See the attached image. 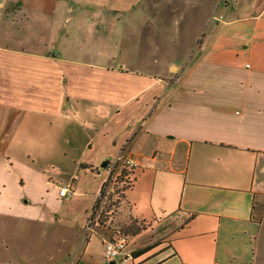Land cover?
<instances>
[{"label":"crops","instance_id":"0c3cea01","mask_svg":"<svg viewBox=\"0 0 264 264\" xmlns=\"http://www.w3.org/2000/svg\"><path fill=\"white\" fill-rule=\"evenodd\" d=\"M103 16L140 32L135 59L67 46ZM35 145L61 179L19 154ZM121 153L135 181L117 234L85 232ZM0 218L47 226L55 264H109L104 241L133 220L119 264H264V0H0Z\"/></svg>","mask_w":264,"mask_h":264},{"label":"rangeland","instance_id":"374dc122","mask_svg":"<svg viewBox=\"0 0 264 264\" xmlns=\"http://www.w3.org/2000/svg\"><path fill=\"white\" fill-rule=\"evenodd\" d=\"M101 18L103 23L106 24L104 27L105 29L92 25V28L89 29V31H85L81 34L79 47L75 45L73 46V42L68 41L67 46L70 50L74 51L75 55L87 59H90L94 55L100 57L104 55L106 51H114L117 59L120 61H125L127 58L132 60L135 59L137 52L140 50L137 48L138 41H140V32L135 33L132 32V30L121 28L117 30V35L115 36L112 25L114 21L113 19L116 17L103 16ZM163 18H166L165 20L169 18L170 20L168 24L165 25L163 39L167 43L169 42V49H173L172 45L181 41L180 33L178 34L174 30L175 27L172 26L173 17ZM159 35L160 33L158 32H155V34L150 32L148 40L155 41ZM187 41H189V38L186 39V42ZM114 46L115 48H113ZM19 154L27 158L28 162L31 164L33 162L35 166L39 164L38 166L42 165L41 167H44V163L50 164L52 162V169L48 167L46 172L56 179L62 178V176H56L53 173V169L54 167L57 169V166L63 168L64 163L60 162V157L57 155H50L48 157L49 159L45 158L46 151L43 145H35L30 149H24V152L21 151ZM26 155H30L31 157H26ZM32 158H35L38 163L32 161ZM46 159L49 161L47 162ZM105 217H108V215L104 214L102 216L103 219ZM115 227L117 228L116 225H111L109 228H101L100 232L111 237L112 235L117 234L116 230L118 229ZM48 231L47 226L43 224L23 221L19 222L16 220L5 221L0 218V264H55V259L51 261L49 257L56 255L57 250L60 252L64 251L66 245L61 242V239H47L48 237L46 236V233L48 234ZM83 240H85V238ZM30 254H36V256L32 257L34 262H31L28 259ZM116 264L119 263L117 262Z\"/></svg>","mask_w":264,"mask_h":264},{"label":"built area","instance_id":"2783aa9c","mask_svg":"<svg viewBox=\"0 0 264 264\" xmlns=\"http://www.w3.org/2000/svg\"><path fill=\"white\" fill-rule=\"evenodd\" d=\"M104 168L106 174L98 194L97 207L86 224L85 232L92 224H98L102 214L109 215L113 211L117 201L122 198L135 181L133 175L135 163L132 159L125 157L123 153L118 155L114 160L106 162ZM70 194L71 192L68 187L61 186L58 188V195L60 197H68ZM126 242L127 237L121 234L115 239L104 241V258L107 261H115V263H124L131 260V255L125 253Z\"/></svg>","mask_w":264,"mask_h":264},{"label":"trees","instance_id":"16d2710c","mask_svg":"<svg viewBox=\"0 0 264 264\" xmlns=\"http://www.w3.org/2000/svg\"><path fill=\"white\" fill-rule=\"evenodd\" d=\"M96 207H97V204L94 206L93 213L91 214V216L94 214V211L96 210ZM103 215L104 214H102V216ZM102 216L100 217V219L98 221V224L99 225H103L106 228H109L110 225L106 224V222L108 221V217H105L103 219ZM143 228H144V224L142 222H139L137 220H133V221H131V223H129L128 225L125 226V228L123 229V231L120 234L124 235L125 237L130 236V235H135L138 232H140V230H142ZM145 250H147V249H144V250L140 251L139 254L144 252Z\"/></svg>","mask_w":264,"mask_h":264},{"label":"water","instance_id":"95a60500","mask_svg":"<svg viewBox=\"0 0 264 264\" xmlns=\"http://www.w3.org/2000/svg\"><path fill=\"white\" fill-rule=\"evenodd\" d=\"M101 166H104V163H102ZM109 264H115V261H109Z\"/></svg>","mask_w":264,"mask_h":264}]
</instances>
